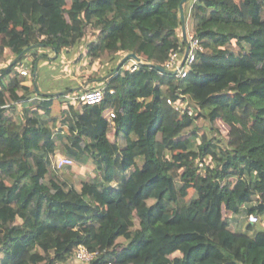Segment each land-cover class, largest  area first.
Returning <instances> with one entry per match:
<instances>
[{
    "label": "trees",
    "instance_id": "trees-1",
    "mask_svg": "<svg viewBox=\"0 0 264 264\" xmlns=\"http://www.w3.org/2000/svg\"><path fill=\"white\" fill-rule=\"evenodd\" d=\"M181 1L0 0V264H63L79 246L98 253L88 264H264V231L229 219L264 215V0H187L202 50L178 78L164 64L186 48ZM81 46L99 76L37 92L39 65ZM130 53L137 71L117 69ZM101 87L100 104L68 98ZM50 122L64 157L94 166L79 188L52 173Z\"/></svg>",
    "mask_w": 264,
    "mask_h": 264
},
{
    "label": "rangeland",
    "instance_id": "rangeland-1",
    "mask_svg": "<svg viewBox=\"0 0 264 264\" xmlns=\"http://www.w3.org/2000/svg\"><path fill=\"white\" fill-rule=\"evenodd\" d=\"M238 2L240 0H237ZM116 38V32L110 34L108 36V40H114ZM93 39V33L92 31H89V33L87 34V36L85 37V44L86 42H88L89 40ZM86 50H85V46H81L78 47L77 49L73 50L72 54L69 57H65L64 55L60 58V62H57V66L54 67V71H51L52 66L50 67L48 65V68L50 67L49 71L50 74H45L42 76L41 78V84H39V90L41 92L44 93H57L59 91L65 90L59 89V82H62V80L66 79V78H70L72 79L75 83L78 84V82L82 81L80 80V77L86 78V77H90V75L94 72V74L96 76H99L98 73L100 74V69L102 66V61H97V63L95 65H93L92 67H90L89 69H86V66L88 65V59L85 58L84 54H85ZM51 56H54L51 54ZM79 56H83V58L79 59ZM55 58V57H53ZM107 58V54L105 53L104 56L102 57V59H106ZM5 61H7L4 58ZM5 61H3L1 64L5 63ZM78 62V63H77ZM55 73V74H53ZM53 75H56L54 77H52ZM61 94H65V92L61 93ZM65 107L64 105L62 106L59 102H56L54 104V114H58L60 112V110ZM16 114L18 116H21V109L16 110ZM257 122V116L252 117V119L250 120V124L254 125ZM208 122L205 120H197L194 125L192 126V128L196 127L199 128V134H203L206 133L208 136H212V134L210 133V131L208 130ZM197 140H192V144L195 145L197 144ZM64 147L61 145H59V153L60 155H64ZM65 156V155H64ZM83 166H80L79 164L72 162L71 165H68L69 167H64L61 168L59 170H54L53 166H52V173L56 174L59 179L61 181H64L70 185H73L76 188H79L80 183L83 180H86L88 177L95 175V171H94V166L90 163V161H87ZM192 196V190H189V195H188V199ZM244 218H246V222L244 223V225L246 226L247 223H249L248 220V216L244 215ZM261 224L264 226V218L262 217V219H260L258 217V222L253 224V226H255L256 224ZM39 242H46L48 244V246L50 248H52L54 246V243L52 241L51 237L46 238L45 240L41 239ZM2 255L0 254V260H1ZM63 264H83L79 261H77L75 259L74 256H72L70 259H68L65 263Z\"/></svg>",
    "mask_w": 264,
    "mask_h": 264
},
{
    "label": "built area",
    "instance_id": "built-area-1",
    "mask_svg": "<svg viewBox=\"0 0 264 264\" xmlns=\"http://www.w3.org/2000/svg\"><path fill=\"white\" fill-rule=\"evenodd\" d=\"M184 39L186 41V48L182 56H180L179 52H173L164 64L165 69L174 73L178 78L186 77L188 70L195 61L196 53L202 50L200 41L198 40V38H196V36L192 32H186ZM129 61H130V66H129L130 71L131 72L137 71L140 61H136L134 59H131ZM21 74L23 76H26L28 75V72L26 70H22ZM109 93L113 94L114 92L110 91ZM104 94H105L104 88L101 87L97 89L83 91L80 94H74L73 96H69L68 98L73 102H80L81 104H85V105H97L100 104L104 99ZM168 103L172 104L174 106V109L179 111L180 113L182 114L187 113L188 115H192V110L189 108L187 104H176V103H172L170 100H168ZM110 116L114 117V114L111 113ZM71 163L72 162L70 159L62 157L54 162L53 168L54 170H59L68 165H71ZM248 220L249 223L255 224L258 222V217L254 214H251L248 216ZM97 255H98L97 252H91L85 246H79L78 249L75 251L74 257L77 261L83 264H88L92 260H94Z\"/></svg>",
    "mask_w": 264,
    "mask_h": 264
},
{
    "label": "crops",
    "instance_id": "crops-1",
    "mask_svg": "<svg viewBox=\"0 0 264 264\" xmlns=\"http://www.w3.org/2000/svg\"><path fill=\"white\" fill-rule=\"evenodd\" d=\"M184 8L185 7H183V10H184ZM188 10H189V6L187 7V13H188ZM186 11V10H185ZM189 14V13H188ZM198 27V23H197V21H195V20H193V19H191L190 18V16L189 15H187L186 17H185V28H186V32H193L196 28ZM11 57H13V56H11V54L8 52V51H6L5 50V52H4V55H3V57H0V64L3 62V61H5V60H3L4 58L7 60V61H9V62H11L13 59L11 58ZM40 69H42L40 72H39V81H40V83H41V78H42V76L43 75H47V74H50V72L51 71H49V68H48V65H47V63H41L40 65ZM55 72V71H54ZM53 74H55V73H53ZM95 75V74H94ZM97 75V74H96ZM54 76H56V75H53L52 77H54ZM37 77V76H36ZM47 77H48V75H47ZM29 79H32L33 81H35V77L32 75V78H29ZM73 83H75V82H73ZM26 85H28V86H30L31 87V81L30 80H28L26 83H25ZM77 84V83H76ZM78 84H81V82H78ZM60 85H62V82H59V89L60 90H62L63 89V87L61 88L60 87ZM84 86L85 85H81L80 86V88H84ZM37 88V87H36ZM36 88H35V90H36ZM38 89V91L37 92H40V93H42V94H51V93H44V92H41L40 90H39V88H37ZM67 89V88H66ZM66 89L65 90H62V91H59L58 93H64V92H66ZM73 90L74 91H76L77 89H76V86L75 87H73ZM82 92V91H81ZM75 93H77V92H75ZM54 94H57V93H54ZM135 101V100H134ZM56 102H59V100L57 99V98H55V99H52V114L53 115H58V114H54V104L56 103ZM60 103V102H59ZM19 109H21V113L23 112V106L22 105H20V104H18L17 105V108H16V110H19ZM61 111V110H60ZM130 110L129 109H127V112H129ZM55 122H50V126H51V128L53 129V132H54V141H55V143H56V153H55V157H54V159L52 160V164H54V162L57 160V159H59V158H62V157H64V155H60V153H59V145H61L62 144V146L64 147V143H65V138H61V136L59 137V132H58V130L56 131V128H54V126H55ZM62 136H63V134H62ZM247 208H244V209H242V212L240 213V214H230L229 215V219H230V222H231V224H233V225H235V224H237L241 219H243L244 218V215H246L245 213H243L244 211L243 210H246ZM262 217L264 218V215H262V216H259V218L260 219H262ZM250 225H252V229H249L248 228V224L245 226V225H243L242 226V232L244 233V234H246V235H248V236H250V237H254L255 236V234L257 233V232H260V231H264V226L263 225H261V224H256L255 226H253V224H251V223H249Z\"/></svg>",
    "mask_w": 264,
    "mask_h": 264
},
{
    "label": "water",
    "instance_id": "water-1",
    "mask_svg": "<svg viewBox=\"0 0 264 264\" xmlns=\"http://www.w3.org/2000/svg\"><path fill=\"white\" fill-rule=\"evenodd\" d=\"M187 0H182L180 5H179V9H180V18L181 21L184 22V24L182 25V35L183 38H185L186 35V28H185V16H184V10H183V4L186 2ZM131 59H134L136 61H140V58L135 55L134 53H130L127 56H125L122 61L118 64L117 69L122 65V63L129 61ZM33 76L36 78L37 74L33 73ZM36 91H38V89L36 88Z\"/></svg>",
    "mask_w": 264,
    "mask_h": 264
}]
</instances>
